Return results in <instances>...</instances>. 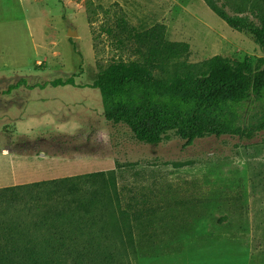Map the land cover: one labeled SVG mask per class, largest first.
Here are the masks:
<instances>
[{
	"label": "rangeland",
	"instance_id": "1",
	"mask_svg": "<svg viewBox=\"0 0 264 264\" xmlns=\"http://www.w3.org/2000/svg\"><path fill=\"white\" fill-rule=\"evenodd\" d=\"M153 30L190 47L158 76L216 56L264 57L203 0H0V189L114 174L112 205L133 232L125 264H264V132L143 144L106 120L87 87L114 62L138 60V36ZM75 76L76 87L51 86Z\"/></svg>",
	"mask_w": 264,
	"mask_h": 264
},
{
	"label": "trees",
	"instance_id": "2",
	"mask_svg": "<svg viewBox=\"0 0 264 264\" xmlns=\"http://www.w3.org/2000/svg\"><path fill=\"white\" fill-rule=\"evenodd\" d=\"M203 1L231 29L252 35L264 53V0ZM163 35L139 34L140 58L114 62L87 86L100 92L107 121L127 126L138 142L151 146L170 134L189 147L204 138L251 140L264 132V57L216 56L199 68L158 76L190 49ZM76 78L51 86L76 87ZM23 86L26 81L7 94ZM114 177L101 172L0 189V264H125L131 216L113 208ZM121 221L124 231L117 229ZM116 231L124 236L118 239Z\"/></svg>",
	"mask_w": 264,
	"mask_h": 264
},
{
	"label": "water",
	"instance_id": "3",
	"mask_svg": "<svg viewBox=\"0 0 264 264\" xmlns=\"http://www.w3.org/2000/svg\"><path fill=\"white\" fill-rule=\"evenodd\" d=\"M69 36H71V37H74V36H75V34H74V33H72V32H70V33H69Z\"/></svg>",
	"mask_w": 264,
	"mask_h": 264
}]
</instances>
